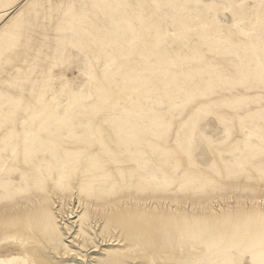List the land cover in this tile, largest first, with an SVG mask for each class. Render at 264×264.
<instances>
[{"label": "rangeland", "instance_id": "rangeland-1", "mask_svg": "<svg viewBox=\"0 0 264 264\" xmlns=\"http://www.w3.org/2000/svg\"><path fill=\"white\" fill-rule=\"evenodd\" d=\"M0 264H264V0H0Z\"/></svg>", "mask_w": 264, "mask_h": 264}]
</instances>
